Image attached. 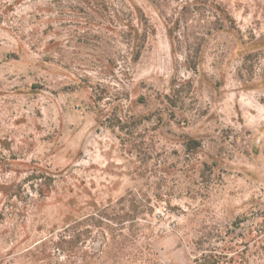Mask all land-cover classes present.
I'll return each instance as SVG.
<instances>
[{
  "label": "rangeland",
  "instance_id": "374dc122",
  "mask_svg": "<svg viewBox=\"0 0 264 264\" xmlns=\"http://www.w3.org/2000/svg\"><path fill=\"white\" fill-rule=\"evenodd\" d=\"M132 197L159 264L264 202V0H0V264H77Z\"/></svg>",
  "mask_w": 264,
  "mask_h": 264
},
{
  "label": "trees",
  "instance_id": "16d2710c",
  "mask_svg": "<svg viewBox=\"0 0 264 264\" xmlns=\"http://www.w3.org/2000/svg\"><path fill=\"white\" fill-rule=\"evenodd\" d=\"M109 8L113 30L120 35L126 46L127 60L129 63L136 62L152 30L149 20L144 11L134 3L110 2ZM142 204L136 197L131 198L129 210L124 216L128 225L111 227V239L108 238L106 228H102L103 240L99 248H85L92 230H81L78 233L77 264H159L148 227L141 223L144 212V209H141ZM97 215L101 218L97 219ZM92 218L96 219L99 225L106 224L103 218L109 219L101 212L92 215ZM246 222L249 223L244 227ZM85 234L87 236H84ZM193 245L199 250L194 264H264V202H258L250 215L239 218L236 223L226 226V229L202 233L200 238L193 240ZM111 254H114V257H111ZM73 263L74 261H69V264Z\"/></svg>",
  "mask_w": 264,
  "mask_h": 264
}]
</instances>
